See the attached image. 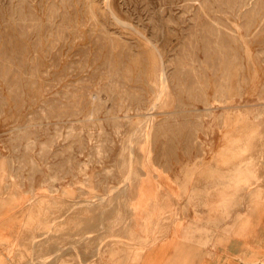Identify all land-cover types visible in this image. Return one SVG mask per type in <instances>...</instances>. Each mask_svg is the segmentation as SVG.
Masks as SVG:
<instances>
[{
    "label": "rangeland",
    "instance_id": "1",
    "mask_svg": "<svg viewBox=\"0 0 264 264\" xmlns=\"http://www.w3.org/2000/svg\"><path fill=\"white\" fill-rule=\"evenodd\" d=\"M252 212L264 0H0V264L260 247Z\"/></svg>",
    "mask_w": 264,
    "mask_h": 264
},
{
    "label": "crops",
    "instance_id": "2",
    "mask_svg": "<svg viewBox=\"0 0 264 264\" xmlns=\"http://www.w3.org/2000/svg\"><path fill=\"white\" fill-rule=\"evenodd\" d=\"M253 215H255L254 212L251 213L250 217L246 218V222L249 224L247 227L249 231H246V234L248 239L252 241H255L253 239L254 236L257 238L260 234V237H258V240L261 241L260 247L247 248L249 243L245 246L240 243L235 247L229 244L222 246L220 231H213L212 241H207L203 238L201 240L200 238L197 242L184 243V241L178 240L180 233L175 230L171 235V239L147 248L140 255L139 264H264V257L259 259L258 263H254L256 259L253 258L252 252L248 251L256 250L260 255L264 256V225L262 224L259 230L253 231V226H251L253 224L251 221ZM5 228L7 229V227ZM3 239L1 236L0 242L5 243ZM6 244L12 243L6 242ZM231 249L240 251L236 256H233V253L229 252Z\"/></svg>",
    "mask_w": 264,
    "mask_h": 264
}]
</instances>
